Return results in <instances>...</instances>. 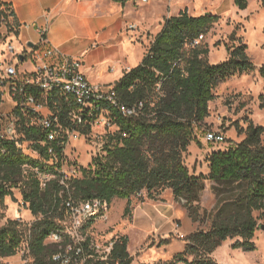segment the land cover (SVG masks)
Masks as SVG:
<instances>
[{
  "label": "trees",
  "instance_id": "trees-1",
  "mask_svg": "<svg viewBox=\"0 0 264 264\" xmlns=\"http://www.w3.org/2000/svg\"><path fill=\"white\" fill-rule=\"evenodd\" d=\"M112 1L126 4L130 0ZM234 2L240 9L248 6V0ZM216 19L208 14L192 16L187 11L165 19L143 61L126 71L113 86L121 102L137 106V114L124 117L114 110L120 130L108 133L104 154L94 158L93 167L84 168L81 177L62 183L61 163L48 166L51 157L46 147L37 143L43 133L37 127L28 126L25 119L22 132L43 161L26 154L17 143L0 138V199L20 187L33 214L42 216L30 228L32 264H62L54 260V255L66 248L68 240L58 244L46 239L52 231L63 228L64 203L68 198H99L111 204L116 198L130 201L133 196L142 197L144 191L149 198L157 199L167 188L172 189L176 198L186 200L185 206L194 222H202L207 217L210 226L188 234L184 251L171 260L152 264H219L212 255L230 239L236 240L234 248L245 251L257 248L254 238L264 219V126L250 122L241 142L226 150L213 151L208 157L209 176L191 174L183 159L197 139L196 130L209 116V102L214 98L217 84L256 69L246 44L230 49L228 59L217 64L208 61L206 49H186ZM1 24L14 31L19 26L13 9L2 0ZM260 73L264 77V67ZM260 99L264 107L263 94ZM52 106L55 107L53 103ZM56 106L66 123L65 105ZM36 168L50 169L56 178L41 188ZM208 179L215 182L213 192L217 202L203 215L199 202ZM128 213L130 206L124 215ZM23 231L15 220L0 228V257L16 254ZM128 245L127 236L114 238L108 258L102 259L88 236L84 243L87 264H133ZM189 256L194 259L190 261Z\"/></svg>",
  "mask_w": 264,
  "mask_h": 264
},
{
  "label": "rangeland",
  "instance_id": "rangeland-1",
  "mask_svg": "<svg viewBox=\"0 0 264 264\" xmlns=\"http://www.w3.org/2000/svg\"><path fill=\"white\" fill-rule=\"evenodd\" d=\"M118 4V3H117ZM144 4V10L140 9ZM136 7L138 20L145 16V21L137 23V29L129 28L130 19L119 16L116 5L110 6L104 1H100V10L107 11L105 18H115L113 25H106L108 28L102 29L115 33L122 27L119 39L115 38L110 42L100 43L98 47H92L88 53L81 54L87 43L75 40L71 46L70 55L81 58L84 61L85 71L89 72L92 63L97 68L109 66L104 77L100 78L97 73H90V79L94 84H107L114 86V79L119 71H112V65L119 61L124 52L129 51L135 56H140L142 52L147 53L155 36L161 30L167 17L178 15L187 11L192 16L204 14L216 16L217 19L210 25L203 39L198 44L190 43L187 50L199 47L208 50L205 55L212 64H217L228 59L230 49L238 45L246 44L247 52L256 65V69L234 75L217 84L213 90L214 98L209 102V116L200 129L196 130V141H193L188 150L184 153L183 159L191 174L196 176L210 174L209 155L213 151L226 150L230 146L241 142L245 137V130L250 122L264 126V107L261 106L260 95H264V77L260 73V68L264 67V0H248L246 9H240L234 0H132L128 7ZM141 14V15H140ZM12 43L18 51H22V44L17 38V34L6 24L0 26V61L9 60L11 53L8 51L9 44ZM91 47V46H90ZM93 58L90 59V56ZM184 65V63H182ZM34 66L32 58L20 65V69H31ZM120 67V66H119ZM119 69V68H118ZM106 86V85H105ZM14 108V104L8 96L4 97L1 111L9 113ZM208 131H223L226 141L222 144H212L206 140ZM109 139L108 132L104 130H91L81 135L71 142L66 150V160L62 164L61 171H69L73 168L79 169V177L82 176L84 168L93 167V159L104 154V148ZM264 141V134H263ZM22 150L43 161L41 155L34 149L31 141L25 138L21 142ZM48 166L52 162H48ZM215 182L206 180L205 190L201 194L200 212L208 213L216 205V196L213 192ZM143 198V200H142ZM117 199V198H116ZM114 199L110 204L108 218L96 221L89 226L85 233L91 238L92 244L100 250L113 245V239L119 236L129 238L128 249L133 255V264L155 263L167 261L173 256L165 258L163 255H152L154 249L162 248L161 236L180 238L186 242L187 235L181 236L182 221L179 218L173 219L170 223L172 230L168 233H145L143 228L135 225L134 212L137 206L143 202L170 201L178 207L184 208L186 200L176 198L172 189L167 188L162 191L157 199L149 198L144 191L143 196L136 195L131 198L123 207V199ZM130 206V213L125 214V209ZM41 215H35L29 208V203L23 199L22 188H14L13 194L0 199V228L9 221L15 220L23 227V240L15 255L0 257V264H32L34 257L29 249L30 228ZM194 222V221H193ZM264 224V219L261 220ZM210 220L206 217L202 222H194V232L199 229L207 230ZM159 234V239L152 242L153 235ZM169 234V235H168ZM257 248L252 251H245L241 248H234L227 245V240L217 249L215 258L219 264H264V230L259 229L254 238ZM236 240H232L234 243ZM190 261L193 256L188 257ZM214 259V258H213ZM215 260V259H214ZM185 264V263H180Z\"/></svg>",
  "mask_w": 264,
  "mask_h": 264
},
{
  "label": "built area",
  "instance_id": "built-area-1",
  "mask_svg": "<svg viewBox=\"0 0 264 264\" xmlns=\"http://www.w3.org/2000/svg\"><path fill=\"white\" fill-rule=\"evenodd\" d=\"M19 28L15 27V30L19 31ZM129 28L136 30L138 27L130 24ZM36 29L40 35L38 42L24 44L22 51L10 43L8 51L12 54L11 58L0 61V138L21 146L25 138L22 132L23 120H26L28 126L39 128L43 135L37 143L46 147L53 165L61 163L59 172L62 183H65L79 177L80 173L77 167L61 171L71 142L91 130H104L108 133L119 131L114 110H118L124 117H132L137 114V106L121 102L113 86L92 83L84 71L83 59L65 54L50 42L47 30L40 26ZM203 37L204 34H201L192 44H198ZM29 57L33 59L34 66L22 71L20 65ZM5 96L14 104L9 113L1 111ZM56 104L65 105L66 123L61 120L60 109ZM54 108H57L56 111ZM206 140L212 144H222L227 139L223 131H208ZM35 172L41 188H46L56 178V174L47 168H36ZM110 207L106 200L99 198H68L64 203L63 228L52 231L46 239L49 243L69 242L64 250L54 255V260L62 264H87L84 247L88 237L86 227L98 220H106ZM184 235L181 233V236ZM112 246L102 250L96 248L102 259L108 258Z\"/></svg>",
  "mask_w": 264,
  "mask_h": 264
},
{
  "label": "crops",
  "instance_id": "crops-1",
  "mask_svg": "<svg viewBox=\"0 0 264 264\" xmlns=\"http://www.w3.org/2000/svg\"><path fill=\"white\" fill-rule=\"evenodd\" d=\"M2 1L7 3L15 13L16 22L20 26L17 38L22 46L26 43H35L39 41L40 35L36 27L40 26L47 30V37L50 42L69 56H72L69 53L70 50H74L71 43L75 40H81L87 43V47H84L81 52V54H84L90 52L92 47H98L100 43L110 42L115 38L119 39L122 27L116 30L115 33L106 32L105 30L103 32L101 31L102 29L108 28L106 25H113L115 18H105L107 11L100 10V1H104L113 7L116 5L117 14L125 19L123 25L127 23V19L131 20L129 24L136 25L143 19L142 22L145 21V16H141V19L138 20L136 7H128V4L132 0L128 1L126 4H117V2L112 0ZM144 6V4H141L140 9L144 10ZM145 55L146 54L143 52L140 56H135L129 51L124 52L121 59L112 65L113 67L111 69H114L112 70L113 72L119 71L113 84H115L126 71L139 65L143 61ZM91 58H93L92 55L90 56V59ZM92 64V67H89L92 68L89 72H86L84 68L90 81V73L93 74L96 72L97 76L102 78L105 76L110 66L97 68L94 63ZM110 84L111 83H109V85ZM102 85L107 86L106 83ZM127 201V199H123V207L125 203H128ZM175 218H179L182 221V234L188 235L194 232V222L189 212L184 208L178 207L172 200L143 202L137 206L134 212L135 225L142 227L144 234L152 232L168 233L169 229H173L170 223ZM157 239H159V234L153 235L152 242ZM160 241L162 248L154 249L152 255H163L165 258L174 257L176 254L183 252L186 246L184 240L170 236H161ZM226 242L228 246L233 245L231 239ZM216 251L212 255L215 260Z\"/></svg>",
  "mask_w": 264,
  "mask_h": 264
},
{
  "label": "water",
  "instance_id": "water-1",
  "mask_svg": "<svg viewBox=\"0 0 264 264\" xmlns=\"http://www.w3.org/2000/svg\"><path fill=\"white\" fill-rule=\"evenodd\" d=\"M30 45H32V43H30ZM22 59H24V56H22ZM260 228L264 230V224H262Z\"/></svg>",
  "mask_w": 264,
  "mask_h": 264
}]
</instances>
